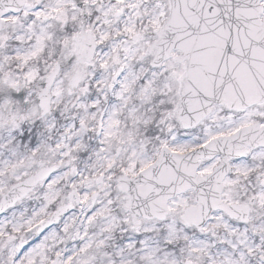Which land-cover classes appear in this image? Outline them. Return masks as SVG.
I'll return each mask as SVG.
<instances>
[{"label": "snow or ice", "instance_id": "obj_1", "mask_svg": "<svg viewBox=\"0 0 264 264\" xmlns=\"http://www.w3.org/2000/svg\"><path fill=\"white\" fill-rule=\"evenodd\" d=\"M0 264H264V0H0Z\"/></svg>", "mask_w": 264, "mask_h": 264}]
</instances>
